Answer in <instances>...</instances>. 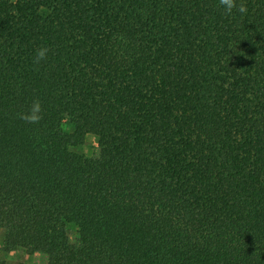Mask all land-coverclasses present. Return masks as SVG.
Returning <instances> with one entry per match:
<instances>
[{
  "label": "trees",
  "instance_id": "obj_1",
  "mask_svg": "<svg viewBox=\"0 0 264 264\" xmlns=\"http://www.w3.org/2000/svg\"><path fill=\"white\" fill-rule=\"evenodd\" d=\"M236 3L0 0V252L28 254L0 264H264V0Z\"/></svg>",
  "mask_w": 264,
  "mask_h": 264
},
{
  "label": "clouds",
  "instance_id": "obj_2",
  "mask_svg": "<svg viewBox=\"0 0 264 264\" xmlns=\"http://www.w3.org/2000/svg\"><path fill=\"white\" fill-rule=\"evenodd\" d=\"M219 4L224 8L226 14H231L233 9H237L240 13L247 12V7L243 3L237 5L236 0H219ZM48 52L49 49L47 47H41L36 53V63L46 59ZM19 118L26 123L38 124L43 119V107L41 102L35 99L29 110L21 113Z\"/></svg>",
  "mask_w": 264,
  "mask_h": 264
},
{
  "label": "rangeland",
  "instance_id": "obj_3",
  "mask_svg": "<svg viewBox=\"0 0 264 264\" xmlns=\"http://www.w3.org/2000/svg\"><path fill=\"white\" fill-rule=\"evenodd\" d=\"M93 141H94V136L90 134L87 137V142H86L85 146L78 147V149L89 151V149H91V147L94 146ZM4 237H5L4 229L0 227V246H2L4 244ZM0 257H6L10 261H16V262L19 261L20 262V261H26L28 259V254L26 253V251L24 249H19L12 254L0 252ZM29 261L34 262L36 264H45L47 259H46L45 255L37 253L35 255V257L33 255H29Z\"/></svg>",
  "mask_w": 264,
  "mask_h": 264
}]
</instances>
